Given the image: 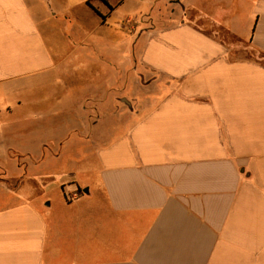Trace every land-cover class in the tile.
Returning a JSON list of instances; mask_svg holds the SVG:
<instances>
[{"label": "crops", "instance_id": "crops-1", "mask_svg": "<svg viewBox=\"0 0 264 264\" xmlns=\"http://www.w3.org/2000/svg\"><path fill=\"white\" fill-rule=\"evenodd\" d=\"M129 1L0 0V264H264V0Z\"/></svg>", "mask_w": 264, "mask_h": 264}, {"label": "rangeland", "instance_id": "rangeland-1", "mask_svg": "<svg viewBox=\"0 0 264 264\" xmlns=\"http://www.w3.org/2000/svg\"><path fill=\"white\" fill-rule=\"evenodd\" d=\"M158 3H150L149 0H138V7L136 8V4L134 2L129 1L127 3L126 7L124 6L122 8V11L126 10V8H129L133 10V12H140V15H133V16H128L125 21V25L127 26L128 29H131L135 23H143L147 21V19H151L152 16L159 15L161 18L164 19V21H168V18L171 17V12L173 11L172 8L175 7L177 9L175 11V16H173V19H177L178 15L181 14V6L179 5L177 0H163L161 2L157 1ZM180 2V1H179ZM135 9V10H134ZM149 11L148 15L141 14L144 12ZM150 14V15H149ZM185 14L189 16H193L194 13L192 11H186ZM148 20V21H149ZM152 23V21H150ZM150 104V103H149ZM118 119H120V116H118ZM18 163H14L13 159L8 157L7 155L3 154V149L0 147V174H2L3 178L6 180L8 186L13 189L14 192H17L18 194H25L28 193L27 191L24 190V187L26 186L25 184L29 182H34L35 183V189L34 191L39 193V182L37 181L38 178L33 179V178H27L24 179L27 174H25V168L24 165L22 164L19 167H17ZM37 172L39 171L38 168L34 169ZM16 177V178H13ZM44 182H47L51 178H48L47 176H43ZM55 178V177H52ZM1 181H3L1 179ZM52 196H55L53 193Z\"/></svg>", "mask_w": 264, "mask_h": 264}, {"label": "water", "instance_id": "water-1", "mask_svg": "<svg viewBox=\"0 0 264 264\" xmlns=\"http://www.w3.org/2000/svg\"><path fill=\"white\" fill-rule=\"evenodd\" d=\"M87 188L86 187H84L83 189H81V191H83V192H87Z\"/></svg>", "mask_w": 264, "mask_h": 264}]
</instances>
